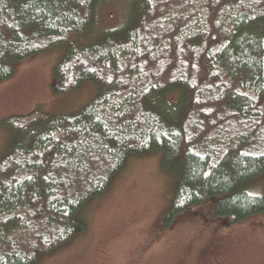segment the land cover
I'll return each mask as SVG.
<instances>
[{
    "label": "trees",
    "instance_id": "trees-1",
    "mask_svg": "<svg viewBox=\"0 0 264 264\" xmlns=\"http://www.w3.org/2000/svg\"><path fill=\"white\" fill-rule=\"evenodd\" d=\"M99 1L0 0V81L64 44L53 91L98 85L77 111L2 119L0 264H33L74 236L130 155L161 150L176 173L168 222L211 197L233 221L264 211L248 189L264 173V0H128L120 26L73 42Z\"/></svg>",
    "mask_w": 264,
    "mask_h": 264
},
{
    "label": "rangeland",
    "instance_id": "rangeland-1",
    "mask_svg": "<svg viewBox=\"0 0 264 264\" xmlns=\"http://www.w3.org/2000/svg\"><path fill=\"white\" fill-rule=\"evenodd\" d=\"M128 8V0H100L91 29L72 41L90 43L120 26ZM65 52L58 44L18 61L15 73L0 81V156L12 139L4 117L36 107L71 113L98 92L93 81L53 91V68ZM161 155L128 156L109 187L79 210L82 226L74 236L33 264H264V211L233 221L215 214L211 197L168 222L177 175L162 168ZM248 189L264 194V173Z\"/></svg>",
    "mask_w": 264,
    "mask_h": 264
}]
</instances>
